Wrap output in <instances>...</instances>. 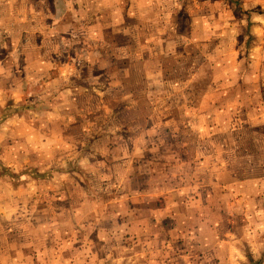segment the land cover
Returning <instances> with one entry per match:
<instances>
[{
    "label": "rangeland",
    "instance_id": "rangeland-1",
    "mask_svg": "<svg viewBox=\"0 0 264 264\" xmlns=\"http://www.w3.org/2000/svg\"><path fill=\"white\" fill-rule=\"evenodd\" d=\"M247 1L44 0V8L29 10L23 32L0 18V178L7 180L0 185V201L23 187L29 195H37L56 192L58 186L60 192L73 196L84 190L85 178L109 196L95 194L89 232L61 234L53 242L59 247L52 264H264V227L257 232L249 223L251 216H243L245 210L239 207L246 199L236 201L234 218H219V231L195 234L167 232V198L148 203L128 197L132 200L124 199L123 207L140 204L136 217L144 226L139 233L115 232L112 221L128 218L111 219L101 212L118 207L109 202L118 198L112 197L109 185L97 184L96 179L121 176L130 169L99 168L94 164L101 149H89L103 126L113 138L130 133L124 126L131 115L122 113L125 106L116 98L122 90L117 93L111 87L115 79L111 65L125 67L124 83L146 88L156 75L167 77L160 71L164 63L155 68L142 65L148 52L178 46L211 53L234 31L241 39L245 33L248 36L251 26L242 7ZM246 12L260 13L259 9ZM181 38H188V48ZM239 47H244L243 41ZM205 54L206 61L210 56ZM132 91L125 89V97ZM146 164L132 174L148 176ZM154 175L160 184L167 179V168ZM69 176L77 181L74 187ZM184 205L192 207L190 202ZM149 209L154 226L144 222L149 220Z\"/></svg>",
    "mask_w": 264,
    "mask_h": 264
},
{
    "label": "crops",
    "instance_id": "crops-1",
    "mask_svg": "<svg viewBox=\"0 0 264 264\" xmlns=\"http://www.w3.org/2000/svg\"><path fill=\"white\" fill-rule=\"evenodd\" d=\"M242 7L251 26L249 35L245 33L242 39L241 34L236 35L234 31L222 38V42L219 40L218 48L211 53L197 47L185 50L178 46L148 52L142 65L155 68L156 64L164 63L165 68L160 71L167 73V77L161 79L162 76L156 75L146 88L124 83V66H110L115 72L111 87L117 93L122 90L121 97H116L125 106L122 113L131 115L124 126L130 128V133L113 138L108 127L103 126L96 144H90L89 149H101L99 162L94 164L99 168L113 165L122 170L130 169L120 173L121 176L96 179L97 184L101 181L103 186L109 185L112 197L118 198L116 202H109L121 206L101 212L111 219L128 218L123 222L121 219L112 221L115 232L139 233L144 226L136 217L141 205L123 207L124 199H146L150 203L155 202L156 197L167 198L169 233L219 231V218H234L238 209L235 203L243 199H246L244 205L239 207L241 212L245 210L243 216H251L249 223L257 232H262L264 0H248ZM32 8H44V0H0V18L7 25L19 26L23 32L27 30ZM251 9H259L260 13L246 12ZM181 40L188 48V38ZM249 40L253 42L248 45ZM242 41L244 47L240 48ZM204 53L210 56L206 61ZM177 59H181L180 63ZM137 63L139 65V61ZM125 89L133 90L127 98ZM113 115L121 114L113 112ZM3 151L7 154L5 148ZM145 162L148 176L133 175L145 169ZM162 168H167V179L159 184L154 173ZM70 179L74 181L73 187L77 185L75 179L69 176ZM6 181L0 178V185ZM83 181L84 190L79 194L74 192L73 196L60 192L58 186L52 193L29 195L28 188L23 187L19 193L4 195L0 201V264H52L54 250L59 247L53 242L61 234L73 237L77 231L89 232L91 209L97 203L95 194L96 198L109 196L101 189L92 188L93 182L89 183L87 178ZM64 195H68L67 198ZM185 202L191 203L190 210ZM152 213L149 209V220H144L148 226L155 225ZM185 226L188 228L183 229Z\"/></svg>",
    "mask_w": 264,
    "mask_h": 264
}]
</instances>
